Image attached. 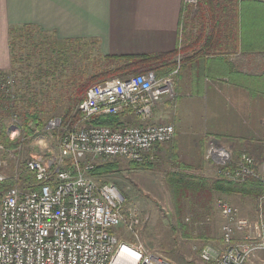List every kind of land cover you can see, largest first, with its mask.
Listing matches in <instances>:
<instances>
[{"label":"built area","instance_id":"2783aa9c","mask_svg":"<svg viewBox=\"0 0 264 264\" xmlns=\"http://www.w3.org/2000/svg\"><path fill=\"white\" fill-rule=\"evenodd\" d=\"M198 2L184 0L192 9ZM181 59L176 58L178 63ZM178 71L179 66L162 78L146 72L93 84L79 103L75 120L48 122V129L60 130L56 156L48 161L31 157L25 170L35 182L21 186V177L15 173L10 178L14 184L3 194L0 264H172L140 244L117 239L114 230L122 223L136 236L140 221L129 215L125 222L124 198L118 188L91 171L96 160L143 163L156 147L172 141V124L151 121L153 108L162 98L174 99ZM10 85L7 78L0 88ZM106 116L130 117L137 123L100 124L99 119ZM15 134H19L17 128L9 132L12 140ZM206 159L216 163V178L240 182L254 174V159L246 154L234 162L228 151L210 146ZM4 163L0 159V182L8 180L1 172ZM260 200L264 201V195ZM215 207L224 220L221 246L203 247L201 264H245L264 251V206L255 222L238 216L224 200H216Z\"/></svg>","mask_w":264,"mask_h":264},{"label":"crops","instance_id":"0c3cea01","mask_svg":"<svg viewBox=\"0 0 264 264\" xmlns=\"http://www.w3.org/2000/svg\"><path fill=\"white\" fill-rule=\"evenodd\" d=\"M24 26L60 42H87L101 56L170 54L179 49L177 99L185 100L183 113L195 123L191 133L204 145L197 154L198 144L193 147L192 160L185 163L195 166L192 162L197 155L199 160L201 150L203 165L200 159L196 168L207 176L211 171L204 155L212 142L236 160L249 155L256 173L264 176V94L259 90L264 75L263 1L211 0L198 11L184 0H0V71L11 66L10 29ZM157 107L151 122L173 123L172 150L179 156L175 141L181 122L176 114L163 115ZM126 120L137 123L130 117L122 122ZM210 162L215 176L217 165Z\"/></svg>","mask_w":264,"mask_h":264},{"label":"rangeland","instance_id":"374dc122","mask_svg":"<svg viewBox=\"0 0 264 264\" xmlns=\"http://www.w3.org/2000/svg\"><path fill=\"white\" fill-rule=\"evenodd\" d=\"M43 37L49 38L46 34ZM56 47L58 50L70 48L63 45L62 42H60L59 45H56ZM71 49L73 51L70 54L65 55L66 61L68 60V62H71L75 67H79V71H83L85 77L92 75L95 71L102 68L98 65L99 59L93 48L71 46ZM21 60L22 58L20 57V61ZM32 61L35 63L34 59ZM92 64H95V67H92ZM26 65L28 64H24V60L20 63L17 62L13 72L9 71L8 73H5V80L9 78V82L13 85L14 79L16 88L17 77L18 84L21 85L25 80L23 69ZM66 66V71L64 73L62 72V76L64 77H68L70 72L69 64ZM64 77L61 81L66 80ZM177 81L176 76L173 99L174 103H167L164 100V97L158 103L157 110L163 112V115L170 117L173 114H176L177 122L179 120L181 122L179 134L175 141L177 150H179V156L176 154V149L172 150V146L174 145L173 137L170 143L162 146L158 152L154 151L149 155L151 156L149 159L147 158L140 164L119 158L105 161L96 160L95 165L104 163H114L116 165L115 172L108 174L107 176L102 175L96 177H99L102 182L114 184L118 188L124 198L122 210L125 216V222L129 219V215H134L140 221L136 236L135 233L128 230L125 223H122L114 230V234L120 242L132 246H138L140 244L146 252L159 255L172 264H201L199 251L203 247L206 245H212L219 248L221 246L224 220L215 207L216 200L221 199L226 201L236 211L238 216L252 222L256 221L260 207L264 206V201L260 199L254 200L239 195L230 196L229 198L220 194H214L211 209L208 214L205 215L200 209H197L196 211L194 210V212L191 213H184L182 223L185 225L187 234L190 236L189 238L184 237L182 230L177 224L165 177L168 172L174 170L175 162L172 158L173 154L177 156L176 158L178 161L181 163L184 162V164H186L185 162L189 163L190 159L192 160V157H189V153H192L191 151L193 147L197 146L199 138L195 135L193 136L191 133V131H195V123H190L188 116L183 113L182 104L185 100L179 102V99H177ZM35 85L36 84H33L32 88L38 86V84ZM21 90L25 91L24 87H21L20 91ZM54 98L56 103H39L42 106L41 119L46 123V126L39 133L35 131L34 133L37 134L32 139L25 137L19 128L20 120L17 117L8 123L9 132H12L17 128L19 133L18 136L15 134L13 138V140L17 139L19 142V146L16 150H6L5 153H2V150H0V159L5 162L3 168L5 170L3 173L8 179L13 177L15 173H18L20 177L24 178L26 175L24 173L25 163L33 156L40 157L44 160L56 156L60 130L48 129L47 125L51 120L61 119L67 104L63 101L64 98H59V96L56 95ZM25 106L26 105H21V109H25ZM201 114L203 113L201 112ZM159 115L160 114L157 113V116ZM201 117L203 118V116ZM165 123L173 125L171 122ZM31 127L34 129L33 125ZM9 139L12 140L10 135ZM261 142H264V138ZM211 143L212 142L208 143L207 149L210 146H214L213 144L211 145ZM203 146L204 145L198 144L196 154L199 152L198 149L203 148ZM214 147L218 148L216 145ZM207 149L205 150L204 156H207ZM200 155H203L201 150L199 153V160L197 155V157L195 156L196 160L194 158L195 161L192 162L195 167L197 166V163H200ZM232 159L236 162L234 157H232ZM204 162L207 165V169L211 172H205L207 176L202 175L201 170L196 171V173L204 176L209 181L215 180L216 177L214 176L212 166L209 164L211 163L210 160L206 159ZM257 175L259 174L254 170V174L251 177L257 178L262 183L264 189V176ZM24 185L25 183L22 186ZM237 238L240 239V236ZM245 264H264V251L256 252Z\"/></svg>","mask_w":264,"mask_h":264},{"label":"trees","instance_id":"16d2710c","mask_svg":"<svg viewBox=\"0 0 264 264\" xmlns=\"http://www.w3.org/2000/svg\"><path fill=\"white\" fill-rule=\"evenodd\" d=\"M211 0H199L197 10L204 3L210 4ZM44 33L35 28L24 26L21 28H12L9 31L10 45V69L6 72L0 71V85L5 82L6 74L13 72L15 66L24 60V81L18 84L16 77L13 79V85L4 89L0 88V145L3 147L2 153L6 150H16L19 146L17 139H9L8 123L16 117L20 120L19 128L26 138L32 139L42 131L46 123L41 119L42 106L39 103H56L55 95L64 98L67 104L61 120L66 122L69 119L75 120L78 117V105L83 100L86 90L90 85L102 83L112 78H124L134 75L154 72L158 78L172 73L178 66L176 55L180 52L178 49L170 54H155L142 56H98V65L102 68L95 71L92 75L86 76L79 67H75L66 56L73 50L71 46H85L88 48L89 43L84 41H63V45L70 48L58 50L56 45L60 44L54 38L43 37ZM42 37V38H41ZM46 38V39H45ZM45 39V40H44ZM92 43H94L92 41ZM20 57L22 60L20 61ZM35 60L34 61L32 60ZM69 64L70 72L68 77L62 76ZM95 67V64H92ZM30 77V79H29ZM65 81H61L62 78ZM46 79V82H45ZM260 91L264 94V75L260 78ZM45 82V83H44ZM33 84L38 86L33 87ZM24 87L25 91H20ZM53 100V101H51ZM21 105H26L21 109ZM100 124L116 125L121 124L120 116H106L98 121ZM34 126L32 129L31 126ZM173 154L174 170L167 173L165 177L166 184L169 188L172 207L177 220L178 227L182 230L185 238L190 236L187 229L182 223V217L185 212H194L200 209L204 214H208L214 194L224 196H242L254 200L260 199L264 195L262 183L254 177H247L242 182L226 181L221 178H215L213 181L207 180L204 176L196 173L198 169L195 166L181 163ZM203 155L201 157V164ZM114 163H104L95 165L91 171L92 176H107L115 172ZM26 174L21 177V186L33 184V176L24 170ZM14 182L11 179L0 182V201L3 192Z\"/></svg>","mask_w":264,"mask_h":264}]
</instances>
